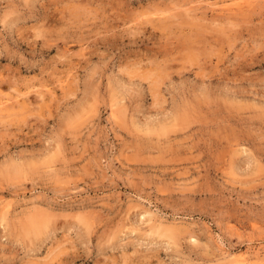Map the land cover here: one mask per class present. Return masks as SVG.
<instances>
[{"label": "rangeland", "instance_id": "1", "mask_svg": "<svg viewBox=\"0 0 264 264\" xmlns=\"http://www.w3.org/2000/svg\"><path fill=\"white\" fill-rule=\"evenodd\" d=\"M237 263L264 264V0H0V264Z\"/></svg>", "mask_w": 264, "mask_h": 264}, {"label": "bare ground", "instance_id": "2", "mask_svg": "<svg viewBox=\"0 0 264 264\" xmlns=\"http://www.w3.org/2000/svg\"><path fill=\"white\" fill-rule=\"evenodd\" d=\"M243 255V254H242ZM247 255V254H246ZM242 257V256H241ZM246 257V256H245ZM259 257V256H258ZM225 258V257H224ZM229 258V257H228ZM243 258H244V256H243ZM249 258V257H248ZM257 258V257H256ZM244 260L246 261V262H248L245 258H244ZM260 260V259H259ZM239 261V260H238ZM243 261V260H242ZM256 261V260H255ZM244 262V261H243ZM258 262V261H257ZM240 263V262H239ZM251 263V262H250ZM238 264V263H237Z\"/></svg>", "mask_w": 264, "mask_h": 264}]
</instances>
